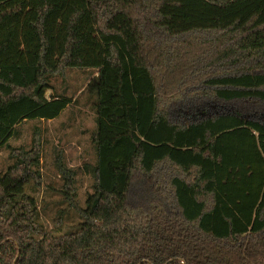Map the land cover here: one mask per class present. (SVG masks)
I'll use <instances>...</instances> for the list:
<instances>
[{"label": "trees", "instance_id": "obj_1", "mask_svg": "<svg viewBox=\"0 0 264 264\" xmlns=\"http://www.w3.org/2000/svg\"><path fill=\"white\" fill-rule=\"evenodd\" d=\"M92 71L96 163L42 220V132L67 68ZM227 105L201 114L209 104ZM0 264H264V0H0ZM72 211V212H70ZM70 212V213H69Z\"/></svg>", "mask_w": 264, "mask_h": 264}, {"label": "rangeland", "instance_id": "obj_2", "mask_svg": "<svg viewBox=\"0 0 264 264\" xmlns=\"http://www.w3.org/2000/svg\"><path fill=\"white\" fill-rule=\"evenodd\" d=\"M91 75L92 71L81 67L67 68L63 73L54 75L52 78L54 88L47 90V97L51 98L54 92H57L74 99L73 102L55 119L44 121L29 119L22 122L8 141L13 146L30 148L34 127L36 125L41 127L43 185L36 194L42 206L43 222L57 233H64L79 219L77 215L71 213L67 218H63L62 222L54 221L62 209L68 208V202L60 193L63 183L58 171L59 159L68 167L77 170L80 205H84L87 193L92 191L91 171L96 163L95 145L92 142V134L97 130V115L93 109L96 96L85 89ZM230 108L227 105L210 103L208 108L200 113L212 114L220 109ZM11 162L10 151L7 145H3L0 149V172L5 171Z\"/></svg>", "mask_w": 264, "mask_h": 264}, {"label": "crops", "instance_id": "obj_3", "mask_svg": "<svg viewBox=\"0 0 264 264\" xmlns=\"http://www.w3.org/2000/svg\"><path fill=\"white\" fill-rule=\"evenodd\" d=\"M88 82V81H87ZM46 97H47V95H46ZM48 98V97H47ZM49 99V98H48ZM74 100V99H73ZM65 111V110H64ZM64 111H62V113L64 112Z\"/></svg>", "mask_w": 264, "mask_h": 264}]
</instances>
